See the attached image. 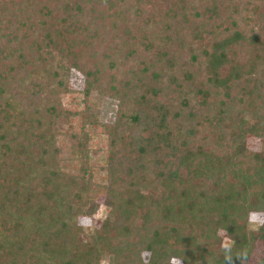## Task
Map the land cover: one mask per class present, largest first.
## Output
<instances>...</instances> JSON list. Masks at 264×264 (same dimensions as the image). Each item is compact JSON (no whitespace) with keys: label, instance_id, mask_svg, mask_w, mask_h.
<instances>
[{"label":"trees","instance_id":"16d2710c","mask_svg":"<svg viewBox=\"0 0 264 264\" xmlns=\"http://www.w3.org/2000/svg\"><path fill=\"white\" fill-rule=\"evenodd\" d=\"M255 215L264 0H0V264H247Z\"/></svg>","mask_w":264,"mask_h":264},{"label":"rangeland","instance_id":"374dc122","mask_svg":"<svg viewBox=\"0 0 264 264\" xmlns=\"http://www.w3.org/2000/svg\"><path fill=\"white\" fill-rule=\"evenodd\" d=\"M82 91H83V81L81 80L80 76L76 73L71 74L68 84V93L64 94L62 97V102L64 104V108L70 110H80L83 108L82 104ZM118 102L110 99H103L100 102V121L103 123L113 122L116 114H117ZM247 145L250 150L252 151H259L260 150V139L258 135L254 132H250L247 140ZM134 191L139 190V186H135L133 188ZM104 197H100L97 199V203H99V208L95 214V216L91 218H80V224L83 227L90 228V227H98L104 218V210H103V203ZM119 213L118 211H116ZM263 215H255L252 217L254 223L261 224L263 221ZM264 257V245L257 244L253 255L247 264H258L261 259Z\"/></svg>","mask_w":264,"mask_h":264},{"label":"clouds","instance_id":"9594fccd","mask_svg":"<svg viewBox=\"0 0 264 264\" xmlns=\"http://www.w3.org/2000/svg\"><path fill=\"white\" fill-rule=\"evenodd\" d=\"M171 264H179V262L176 260L175 257H173L171 260Z\"/></svg>","mask_w":264,"mask_h":264}]
</instances>
